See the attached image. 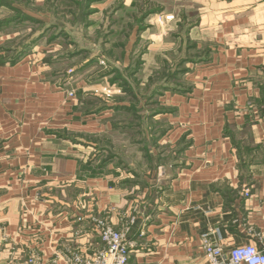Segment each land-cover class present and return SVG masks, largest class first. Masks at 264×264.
Returning <instances> with one entry per match:
<instances>
[{
    "label": "crops",
    "instance_id": "1",
    "mask_svg": "<svg viewBox=\"0 0 264 264\" xmlns=\"http://www.w3.org/2000/svg\"><path fill=\"white\" fill-rule=\"evenodd\" d=\"M51 10L50 0H0V228L48 252L99 247L73 236L91 216L116 230L134 217L128 264H206L202 236L229 251L264 234L263 42L236 35L235 18L209 34L214 48L189 66L188 92L158 97L150 123L161 148L150 155L167 160L150 177L92 148L116 130L113 106L81 110L85 83L69 97L54 79L63 50Z\"/></svg>",
    "mask_w": 264,
    "mask_h": 264
},
{
    "label": "rangeland",
    "instance_id": "2",
    "mask_svg": "<svg viewBox=\"0 0 264 264\" xmlns=\"http://www.w3.org/2000/svg\"><path fill=\"white\" fill-rule=\"evenodd\" d=\"M75 1L70 6L61 0L50 3L56 39H62L58 44L63 50L54 60V79L61 80L62 89L69 91L76 83H85L81 110L108 103L113 106L117 129L90 146L95 153L101 150V160H110L119 168L130 167L134 174L150 176L162 159L152 155L146 158L161 145L152 146L151 140L142 136L144 124L138 115L152 119L157 111L159 95L151 96L154 89L188 83L189 66L203 62L185 59L199 60L204 52H212L209 34L220 30L221 22L239 20L242 24L234 33L264 45V0H113L105 8L101 5L99 13L92 12L91 7L80 9L82 0ZM130 1L131 5L125 6ZM84 11L85 17H81ZM198 39L204 40L199 47L195 46ZM189 46L194 50L187 49ZM125 53L127 61L123 59ZM172 72L180 73L167 81ZM130 101L134 111L125 109ZM128 125L132 129L124 130Z\"/></svg>",
    "mask_w": 264,
    "mask_h": 264
},
{
    "label": "built area",
    "instance_id": "3",
    "mask_svg": "<svg viewBox=\"0 0 264 264\" xmlns=\"http://www.w3.org/2000/svg\"><path fill=\"white\" fill-rule=\"evenodd\" d=\"M66 93L73 97L72 91ZM244 194L247 195V192ZM81 220L77 218L78 223ZM133 221L134 217H131L120 230H116L103 215L91 216L86 221V230L74 231L73 236L86 240L94 236L99 247H89L87 243L81 249L55 245L48 252L39 244L32 248L20 244L1 227L0 254L4 251L7 254L5 258H0V264H128L132 244L126 236ZM200 241L206 264H264V234H257L249 244L236 246L229 251H224L220 244L211 241L206 235Z\"/></svg>",
    "mask_w": 264,
    "mask_h": 264
},
{
    "label": "trees",
    "instance_id": "4",
    "mask_svg": "<svg viewBox=\"0 0 264 264\" xmlns=\"http://www.w3.org/2000/svg\"><path fill=\"white\" fill-rule=\"evenodd\" d=\"M56 1V0H55ZM62 2H67V3H69L68 5L70 6V3L71 4H73V3H76V1L75 0H61ZM99 0H82V2H83V5H81L80 7V9H82V7H83V10H84V8L86 7H88V9H89V7H90V5L92 4V3H96V2H98ZM50 3H52V0H50ZM79 9V10H80ZM68 12H69V10H68ZM148 14V13H147ZM146 13L145 14H142V16L140 17V20H139V22H141V21H143V19H144V17L147 15ZM85 15H86V12L84 11V12H81V17H85ZM56 35H58V34H56ZM61 35V34H60ZM189 42V41H188ZM194 46V45H193ZM193 46H189L187 49H193L194 50V47ZM195 46H196V44H195ZM205 53H207V52H204V54L202 55V57L200 56H198V58H199V60H194V59H189V58H187V59H185V62L186 61H188V62H190V63H197L198 61H203V59H205L204 58V56H205ZM197 58V59H198ZM183 61V60H182ZM181 61V62H182ZM180 62V63H181ZM116 72V71H115ZM181 72V71H180ZM180 72H178V73H180ZM182 72H186V69L185 70H182ZM178 73H176V72H172L170 75H168L167 76V81H170V79L172 78V76L174 77V76H177V74ZM176 79V78H175ZM188 90H189V88H187V86H185V84L183 83V85L182 84H178V83H176L175 84V86H166V87H163V88H157V89H154L153 90V94H151V96H153V95H161L163 92H166V91H170V92H177V93H187L188 92ZM132 98H134L135 99V97L134 96H132L131 97V99ZM133 104L134 103H132L131 101H130V103H129V107H127V108H125V109H127V111H134V108H135V106H133ZM116 109V108H115ZM137 115L138 114H134V116L136 117V120H138V118H137ZM139 116V119L141 120V123L142 124H144V126L142 127V129H144L145 130V126H146V122L148 121V133H149V135H150V140H151V144H152V146H156V138H154L153 137V126H152V124L150 123V120H151V116H145L144 118H142L140 115H138ZM152 116H153V114H152ZM117 122V121H116ZM116 122L114 123V127H115V129H117V126L115 125L116 124ZM146 123V124H145ZM140 124V123H139ZM127 128H129V129H132V127L131 126H127L126 127V129H124V130H127ZM123 135V134H122ZM147 141H149V140H147ZM145 143V142H144ZM145 150H147V147H146V149ZM146 154H148V153H146ZM149 155L150 154H148V155H145L146 156V158L147 157H149ZM151 156V155H150ZM148 160V159H147Z\"/></svg>",
    "mask_w": 264,
    "mask_h": 264
}]
</instances>
